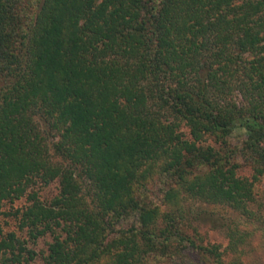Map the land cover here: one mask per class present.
I'll return each instance as SVG.
<instances>
[{
  "label": "trees",
  "instance_id": "obj_1",
  "mask_svg": "<svg viewBox=\"0 0 264 264\" xmlns=\"http://www.w3.org/2000/svg\"><path fill=\"white\" fill-rule=\"evenodd\" d=\"M263 173L264 0H0V213L25 197L41 264H231L183 230L184 202L260 219ZM153 179L170 210L145 200ZM33 257L0 229V264Z\"/></svg>",
  "mask_w": 264,
  "mask_h": 264
},
{
  "label": "rangeland",
  "instance_id": "obj_2",
  "mask_svg": "<svg viewBox=\"0 0 264 264\" xmlns=\"http://www.w3.org/2000/svg\"><path fill=\"white\" fill-rule=\"evenodd\" d=\"M238 98V96H236ZM180 130L184 136H188L186 126L181 123ZM243 139L241 133H236L228 137L230 146H239ZM205 143L213 144L211 139L205 138ZM238 166L235 172L238 176L250 178L251 167L242 158H236ZM253 196L256 203L253 209L259 213L260 219L252 216L246 217L230 208L218 204H205L198 201L186 200L184 206L190 210L187 214L188 225L183 230L193 238H199L201 244H215L222 252L224 262L231 264H264V173L259 175L253 183ZM57 192V182L51 181L45 186L36 188V194L42 200H48ZM145 200L150 201V206H156L158 210H170L173 199L168 202L163 198L162 186L153 179L146 183L143 191ZM26 204L25 197L15 199L11 203L4 202L0 213V229L2 233L12 231L15 235L24 240L27 248L34 252V257L14 264H41V256L46 252V244L50 241V236L45 234L29 240L25 228H19L17 219L13 215L16 208ZM123 220L118 226L128 227L134 223L133 217ZM229 231H235L236 235H242L241 242L236 245V250L228 247ZM194 262L196 259L193 257ZM144 264H166L164 260H150Z\"/></svg>",
  "mask_w": 264,
  "mask_h": 264
}]
</instances>
